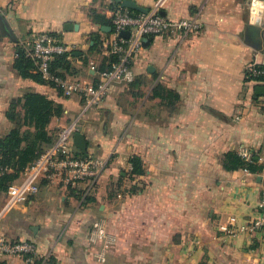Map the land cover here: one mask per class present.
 <instances>
[{
    "label": "crops",
    "instance_id": "obj_1",
    "mask_svg": "<svg viewBox=\"0 0 264 264\" xmlns=\"http://www.w3.org/2000/svg\"><path fill=\"white\" fill-rule=\"evenodd\" d=\"M122 1L0 0V140L15 128L11 103L40 94L64 111L48 133L79 119L88 156L78 152L106 163L91 188L41 181L36 195L13 206L0 192V233L35 243L55 264H251L264 232L219 229L248 224L264 199V88L247 75L253 64L264 68L263 16L259 7L252 12L264 0H132L168 20H197L202 29L184 40L147 38L133 61L135 82L111 86L89 108L83 95L65 97L16 69L35 36L48 33L71 48L62 78L97 88L116 60L105 43ZM231 152L247 153V161L258 154L261 172L227 171L223 158ZM134 157L141 175H132ZM99 219L115 237L106 263L88 243ZM0 264L26 263L0 256Z\"/></svg>",
    "mask_w": 264,
    "mask_h": 264
},
{
    "label": "built area",
    "instance_id": "obj_2",
    "mask_svg": "<svg viewBox=\"0 0 264 264\" xmlns=\"http://www.w3.org/2000/svg\"><path fill=\"white\" fill-rule=\"evenodd\" d=\"M112 28L113 37L105 43V48L116 60L108 71L99 75L97 88H91L83 81L64 79L52 72L53 62L58 57L69 54L71 48L51 34L41 33L35 36L28 56L34 61L43 81L53 84L65 97L83 95L86 98L85 107L89 108L100 104L111 86L116 84L129 86L135 82L133 61L142 49L145 39L176 34L184 40L190 34H196L202 29L200 23L194 19L172 21L162 17L157 10L141 14L122 7L113 12ZM124 32H129L130 37H123ZM247 75L251 82L264 88L263 67L253 64L247 70ZM262 100L264 102V94ZM77 133H79V119L58 130L52 145L24 170L19 181L9 186L6 192L9 206L23 204L36 195L41 181L69 189H76L82 185L91 188L96 185L106 170V163L98 158L84 157L78 152L73 141ZM244 157L249 158L247 153H244ZM9 171L0 167V177ZM219 230L226 235L244 232L254 236L264 232V199L248 224L242 227L221 226ZM88 243L93 248L98 261L106 263L109 250L115 244V237L108 231L105 220L99 219L93 223ZM255 250L257 255L251 264H263L261 261L264 258V242L261 241ZM0 256L21 258L26 264H37L38 261L40 264H49L50 261L49 256H39L35 243L11 241L1 233Z\"/></svg>",
    "mask_w": 264,
    "mask_h": 264
},
{
    "label": "trees",
    "instance_id": "obj_3",
    "mask_svg": "<svg viewBox=\"0 0 264 264\" xmlns=\"http://www.w3.org/2000/svg\"><path fill=\"white\" fill-rule=\"evenodd\" d=\"M93 14L96 15L95 12H91V15ZM103 24H108V21H104ZM67 59L68 55L58 57L52 64V72L57 76L64 77L61 70L66 71L68 69ZM113 61L114 58H111L109 65L102 72L108 71ZM15 67L23 77L45 82L40 74L36 76L29 74V70L36 69V66L27 57L26 52L20 53ZM249 80L251 81L250 78ZM63 112L62 106L55 104L43 95L35 93H28L23 98L11 103L7 118L15 124V128L9 135L0 140V167L10 171L0 177V192L6 193L10 185L20 180L24 170L52 145L56 134L50 135L47 128L51 120L61 117ZM131 164L133 167L132 175L143 174L139 158H132ZM223 167L227 171L243 169L255 174L262 170L258 154H254L251 160L247 161L233 152L224 156ZM37 264H40V261ZM49 264H55L51 258Z\"/></svg>",
    "mask_w": 264,
    "mask_h": 264
},
{
    "label": "water",
    "instance_id": "obj_4",
    "mask_svg": "<svg viewBox=\"0 0 264 264\" xmlns=\"http://www.w3.org/2000/svg\"><path fill=\"white\" fill-rule=\"evenodd\" d=\"M121 7L123 9H128V10L135 11V12H138V13H141V14H148V12H149L147 9L142 8L141 6H139L138 4L133 2L132 0H123L122 4H121ZM258 7L260 8V12H261V14L263 16L262 26L264 27V3L263 2L254 1L253 2V11L252 12H254ZM104 30L106 31L107 29H104ZM122 36L125 37V38H129L130 37V33L129 32H124L122 34ZM148 42H149V40L145 39L144 42H143V45H146ZM73 141H74V146L77 149H79L83 153V155L88 156L87 155V146H88V144H87V142L85 140L84 135H82L80 133L75 134Z\"/></svg>",
    "mask_w": 264,
    "mask_h": 264
}]
</instances>
